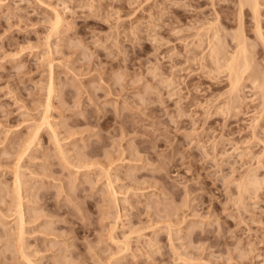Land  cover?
Masks as SVG:
<instances>
[{
    "label": "rangeland",
    "instance_id": "obj_1",
    "mask_svg": "<svg viewBox=\"0 0 264 264\" xmlns=\"http://www.w3.org/2000/svg\"><path fill=\"white\" fill-rule=\"evenodd\" d=\"M234 1L0 0V264H264V95L210 56L242 25L264 76Z\"/></svg>",
    "mask_w": 264,
    "mask_h": 264
},
{
    "label": "bare ground",
    "instance_id": "obj_2",
    "mask_svg": "<svg viewBox=\"0 0 264 264\" xmlns=\"http://www.w3.org/2000/svg\"><path fill=\"white\" fill-rule=\"evenodd\" d=\"M234 2H236L239 7L240 21L242 20L243 13H245V9L247 10L250 9L252 11L253 18L256 22V29H257L258 37L264 43V36L261 32L262 29H261V25L259 22L260 21L259 20L260 18L259 0H235ZM57 20L59 21L58 23L60 24V20L59 19ZM203 34L204 33L198 30L196 36L199 37V39L201 38L203 39V37L205 36L207 37V33H205L206 35H203ZM201 41L203 42V40H200V42ZM234 41L236 42V44L234 46L233 54L228 55V52L226 53L224 49L225 45L222 43L218 34H215L213 38L212 39L210 38L209 40L210 42L209 45L212 46L210 56L213 57L214 60H217L218 63H220L221 61L224 62V66L226 67L227 72L229 73L230 86L232 88L233 93L238 91L242 83H244L245 81H251L253 84H256L261 89L264 95V76L260 75V72L256 70L253 65L254 59L252 56V52L250 51V47L247 44L246 37L244 36L242 25H240V30L236 34ZM260 76H262L263 79ZM235 104L237 103L235 102L234 105ZM19 188H18V191H20ZM17 208H18V205H17ZM23 215L24 214L22 213L18 215L20 216L19 219L22 220L21 222H23Z\"/></svg>",
    "mask_w": 264,
    "mask_h": 264
}]
</instances>
